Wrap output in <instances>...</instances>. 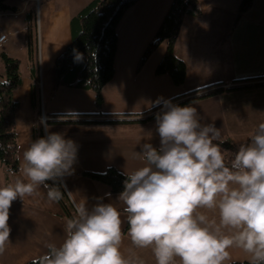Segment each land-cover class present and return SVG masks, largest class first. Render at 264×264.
<instances>
[{
	"label": "crops",
	"instance_id": "crops-1",
	"mask_svg": "<svg viewBox=\"0 0 264 264\" xmlns=\"http://www.w3.org/2000/svg\"><path fill=\"white\" fill-rule=\"evenodd\" d=\"M22 1L8 0V4L18 9L0 11V14L10 16L11 20L9 32L1 33L7 35L3 42L9 38L8 33H14L19 18L25 24L22 32H26V37H20L19 45L24 55L17 54L12 43L7 42L2 46V51L21 61L22 84L14 91V99L18 103L15 110L18 158L21 164L22 153L33 141L34 127L40 125V115L44 113L48 117L44 126L46 135L48 132L60 133L77 146L71 174L60 177L74 206L86 200L89 209L103 202L112 203L122 210L119 194L111 193L108 185L84 176L82 171H103L114 166L131 173L145 164L142 156L138 155L142 145L151 143L158 149L160 138L156 132L155 118L141 123L55 122L85 118L81 115L56 116L57 113L101 111L104 114L90 118H132L135 116H114L112 113H140L153 105L150 103L155 97L163 101L221 83L224 87H237L184 104L197 108L202 124H214L220 131V139L241 142L264 122V85H258L264 82V0H253L252 6L235 25L241 0L199 1L201 12L185 17L176 42V54L184 60L187 69L186 80L179 86L167 74L155 72L165 52V43L155 50L148 63L137 70L144 49L155 35L172 1L139 0L120 22L119 26L124 23L128 25L129 37H118L115 74L103 88L104 101L99 109L95 106V93L92 90L57 87L54 74L56 58L72 39L71 18L91 0H43L40 17L46 19L51 31L49 37L38 35L40 56L37 83L40 89H37L43 102L40 110L34 109L32 104V87L36 80L32 74L26 29V14L33 0ZM156 52L157 63L152 66L149 62ZM4 73L2 63L1 77ZM255 78L258 80H250ZM221 151L224 154L222 148ZM19 176V170L7 174L0 166V187L14 184ZM124 215L122 212V218ZM66 221L58 200H50L48 189L43 186L31 196L17 198L10 208L8 223L11 233L4 253L0 254V264H26L46 255L49 244L59 246L63 242ZM125 225L126 221L123 230ZM126 233L121 248L124 256L129 259L139 257L144 264H155L151 250L137 248ZM229 252L231 258L225 263L250 260L249 255L241 249L232 248Z\"/></svg>",
	"mask_w": 264,
	"mask_h": 264
},
{
	"label": "clouds",
	"instance_id": "clouds-1",
	"mask_svg": "<svg viewBox=\"0 0 264 264\" xmlns=\"http://www.w3.org/2000/svg\"><path fill=\"white\" fill-rule=\"evenodd\" d=\"M73 52L81 61L82 54ZM155 121L160 147L144 143L138 153L144 166L124 171L118 196L122 210L112 203L91 209L86 200L76 204L63 242L49 244L40 264H144L122 253L125 221L132 244L150 249L155 264H225L232 248L247 253L249 264H264V122L226 164L215 142L219 129L202 124L196 107L163 100ZM76 152L74 141L56 132L23 151L20 176L0 187V254L9 243L12 203L40 186L48 189L50 200L61 199L60 190L47 182L71 174Z\"/></svg>",
	"mask_w": 264,
	"mask_h": 264
},
{
	"label": "trees",
	"instance_id": "trees-1",
	"mask_svg": "<svg viewBox=\"0 0 264 264\" xmlns=\"http://www.w3.org/2000/svg\"><path fill=\"white\" fill-rule=\"evenodd\" d=\"M8 0H0V11H16V6L10 5ZM139 0H91L71 18L72 39L66 49L56 58L54 65L55 84L72 88L89 89L95 93V106L101 108L104 86L112 80L115 74V59L118 45L117 27L127 11ZM200 0H172L165 13L155 35L144 49L137 65L140 70L155 50L162 44H166L165 52L159 60L156 74H167L175 85H182L187 76L186 63L175 51L176 42L180 34L181 26L187 15L199 14ZM253 0H241L235 17L234 25L240 16L252 6ZM28 53L32 62V74L36 83L32 87V104L38 109L39 94L37 81L39 79L38 61V33L36 13L29 9L26 14ZM233 25V26H234ZM82 54V60L74 59V52ZM4 64V79L0 81V166L7 174L16 172L20 168L18 158V140L16 131L15 110L18 103L14 99V91L22 84L20 70L21 61L10 56L7 52H1ZM264 78V77H263ZM258 80V78L250 79ZM258 85H264V82ZM237 86L224 87L221 83L208 85L184 95H176L167 100L180 106L188 104L200 98L208 97ZM162 103L153 106L146 111L140 119L136 117L122 119H91V116L104 114L101 111L85 113H57L56 116H84L83 119H61L55 122H78V123H133L146 122L155 118L160 111ZM127 114V113H126ZM127 116V115H126ZM48 122V121H47ZM45 128L40 125L34 127L33 141L45 137ZM224 150L225 163L228 164L234 157L235 152L241 143L250 142V137L241 142H234L230 139H219ZM159 149V148H158ZM124 172L114 166H109L103 171L85 169L82 174L92 180L108 185L113 194H120L123 191V181L127 178ZM49 187H56L60 190L62 198L58 200L67 219L75 216V206L66 191V188L58 178L55 181L47 182ZM127 232V224L124 227ZM49 252V250H48ZM48 254V253H47ZM46 254V255H47ZM45 256V255H44ZM37 257L26 264H40ZM250 260L231 261L225 264H249Z\"/></svg>",
	"mask_w": 264,
	"mask_h": 264
},
{
	"label": "rangeland",
	"instance_id": "rangeland-1",
	"mask_svg": "<svg viewBox=\"0 0 264 264\" xmlns=\"http://www.w3.org/2000/svg\"><path fill=\"white\" fill-rule=\"evenodd\" d=\"M15 2L22 3L23 1L22 0H15ZM42 5H43L42 0H33L30 8L33 9V11L36 13L37 32H38L39 37H49V34H50L51 30H50V28L48 26V23L46 22V19L44 17H42V18L40 17V10L42 8ZM10 21H11L10 20V16H8L7 14L6 15L5 14H0V34L2 32H9L8 28L10 26ZM119 25L117 27V30H118L117 35H118V37H129L128 25L125 24V23L122 26H119ZM23 30H25V24L23 23V20L21 18H19L18 22L16 23V27L14 29V33H12V34L8 33V37L9 38L5 42H2L0 44V52L3 49L2 46H4L7 42H9V43H12L13 45H15V50H16L17 54H19V55L23 54L24 55V51L22 52L19 49L20 37H26V32H22ZM38 45H39V53H38L39 55L38 56H40V42H39ZM157 53L158 52H156L155 56H153V58H151V61L149 60L150 61L149 63L152 66H155L156 63H157V57H158V56H156ZM151 62H152V64H151ZM2 63H3L2 62V58L0 56V65H2ZM2 79H4V74H3V77H1V75H0V80H2ZM156 100L157 99L155 97V99H153L151 101V103H150V104H153V105H150L146 109L151 108V106L152 107L155 106V103H152V102H155ZM42 103L43 102H42V98H41V109H42ZM161 103H162V101H161ZM38 109L40 110V105L39 104H38ZM42 118H43V115L41 113V115H40V126H43V121L41 120ZM242 140H244V139H242Z\"/></svg>",
	"mask_w": 264,
	"mask_h": 264
},
{
	"label": "built area",
	"instance_id": "built-area-1",
	"mask_svg": "<svg viewBox=\"0 0 264 264\" xmlns=\"http://www.w3.org/2000/svg\"><path fill=\"white\" fill-rule=\"evenodd\" d=\"M6 34H1L0 35V44L6 39ZM46 116L45 115H43V118H42V120H43V122H45L46 121Z\"/></svg>",
	"mask_w": 264,
	"mask_h": 264
}]
</instances>
